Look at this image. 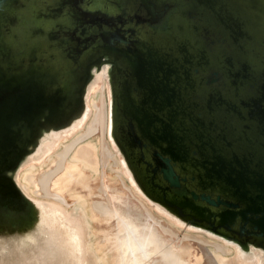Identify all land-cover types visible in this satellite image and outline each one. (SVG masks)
Returning <instances> with one entry per match:
<instances>
[{
  "label": "water",
  "instance_id": "water-1",
  "mask_svg": "<svg viewBox=\"0 0 264 264\" xmlns=\"http://www.w3.org/2000/svg\"><path fill=\"white\" fill-rule=\"evenodd\" d=\"M122 1L25 0L4 28L1 203L24 204L14 170L106 67L111 137L145 195L264 249V0H137L121 20Z\"/></svg>",
  "mask_w": 264,
  "mask_h": 264
},
{
  "label": "bare ground",
  "instance_id": "bare-ground-1",
  "mask_svg": "<svg viewBox=\"0 0 264 264\" xmlns=\"http://www.w3.org/2000/svg\"><path fill=\"white\" fill-rule=\"evenodd\" d=\"M106 72L92 69L77 112L41 128L14 170L27 200L0 198V264H264L262 247L145 195L111 137Z\"/></svg>",
  "mask_w": 264,
  "mask_h": 264
},
{
  "label": "rangeland",
  "instance_id": "rangeland-1",
  "mask_svg": "<svg viewBox=\"0 0 264 264\" xmlns=\"http://www.w3.org/2000/svg\"><path fill=\"white\" fill-rule=\"evenodd\" d=\"M24 1L25 0H0V39L2 35H4V28L7 26V23L12 22L14 19L17 20L19 17L20 12H22L21 3L23 4ZM0 49H2L1 46ZM0 51L5 52V50ZM244 145L247 147L250 146L247 142L244 143Z\"/></svg>",
  "mask_w": 264,
  "mask_h": 264
},
{
  "label": "flooded vegetation",
  "instance_id": "flooded-vegetation-1",
  "mask_svg": "<svg viewBox=\"0 0 264 264\" xmlns=\"http://www.w3.org/2000/svg\"><path fill=\"white\" fill-rule=\"evenodd\" d=\"M109 2H110V0H109ZM121 3H122L121 6L120 5L119 6L116 5L117 8L119 9V12H121V13H118V11H117V13L121 15V18H122L121 20H125V18H129V17L133 16V14L137 11V4H135V3H137V0H129V2L128 1H122ZM105 6L107 7L108 4L105 5ZM112 7H114V6H112ZM101 10H104V8L101 7ZM117 13H112V16H114ZM117 27L118 28H122L121 25L119 26L118 23L115 22V24L113 23L111 26H108L107 28H105L103 26V28L101 30H104L105 29V30H108V31H113ZM134 86H137V88H138L136 90L137 91L136 92L137 94L135 95V97L138 98V99H140V100H143L142 98L144 96H146V94H144V96H143L142 90L139 89V87H138L139 85L138 84H134ZM150 97H152V95H150ZM148 98H149V96L147 95L146 98H144V100L147 99V101H148Z\"/></svg>",
  "mask_w": 264,
  "mask_h": 264
}]
</instances>
